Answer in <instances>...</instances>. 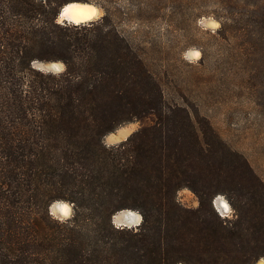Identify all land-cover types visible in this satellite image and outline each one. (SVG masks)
Returning a JSON list of instances; mask_svg holds the SVG:
<instances>
[{
    "label": "trees",
    "instance_id": "obj_1",
    "mask_svg": "<svg viewBox=\"0 0 264 264\" xmlns=\"http://www.w3.org/2000/svg\"><path fill=\"white\" fill-rule=\"evenodd\" d=\"M66 2L0 0V264H255L264 179L169 78L164 48L157 63L155 46L122 31L120 0H96L105 15L79 29L55 23ZM220 3L218 35L250 78L264 74V0ZM164 8L155 0L144 10ZM34 58L63 59L67 70L43 74ZM133 121L142 124L107 145ZM183 188L197 207L181 203ZM218 195L231 217L215 207ZM60 198L77 205L68 221L48 214ZM122 210L142 223L115 225Z\"/></svg>",
    "mask_w": 264,
    "mask_h": 264
},
{
    "label": "rangeland",
    "instance_id": "obj_2",
    "mask_svg": "<svg viewBox=\"0 0 264 264\" xmlns=\"http://www.w3.org/2000/svg\"><path fill=\"white\" fill-rule=\"evenodd\" d=\"M148 1L155 3V0H120L115 11L120 28L136 45L155 46L151 59L157 63H160L156 59L160 56L158 49L164 48L163 63L169 68V78L177 80V87L190 95L220 135L243 153L264 179V93L256 92L258 86L264 85V74L250 78V66L238 63L233 41L221 38L217 31H202L196 24L200 16L222 15L221 0H162L166 8L145 12ZM193 46L202 50L203 62L200 59L189 63L183 59V52ZM160 73L164 76L162 70ZM141 124L125 123L106 135L105 142L113 145L126 140ZM178 198L187 207L199 204L188 188L181 189ZM214 204L222 216H232L225 196L218 195ZM125 212L115 215L116 225ZM132 212L135 220L138 212ZM134 220L132 227L137 226ZM128 222L131 223L129 219Z\"/></svg>",
    "mask_w": 264,
    "mask_h": 264
},
{
    "label": "clouds",
    "instance_id": "obj_3",
    "mask_svg": "<svg viewBox=\"0 0 264 264\" xmlns=\"http://www.w3.org/2000/svg\"><path fill=\"white\" fill-rule=\"evenodd\" d=\"M104 15V9L96 0H67L60 7L55 18V23L61 27L71 26L79 29L83 26L87 28L102 20ZM196 24L202 31L215 33L221 28L222 20L213 14H209L198 17ZM182 57L189 63H196L202 57V50L193 46L186 49ZM30 68L38 70L43 74L51 73L53 75H59L66 72L67 64L63 59L45 61L34 58L30 61ZM76 210V203L69 199H56L48 205L49 216L60 222L70 220L75 215ZM142 221L143 215L138 212L135 219L136 225L138 226ZM179 264H183V262H179ZM259 264H264V258L259 261Z\"/></svg>",
    "mask_w": 264,
    "mask_h": 264
},
{
    "label": "water",
    "instance_id": "obj_4",
    "mask_svg": "<svg viewBox=\"0 0 264 264\" xmlns=\"http://www.w3.org/2000/svg\"><path fill=\"white\" fill-rule=\"evenodd\" d=\"M122 211H125V210H122ZM126 211H129V210H126ZM119 213V212H118ZM117 214V213H116ZM115 214V215H116ZM115 215L113 216V222H114V224L116 225V223H115V221H116V219H115V221H114V217H115ZM122 221H119L118 222V224L119 225H117V226H126V227H132L131 225H134V224H132V223H129L128 222V218L127 217H122ZM118 221V220H117ZM136 224V223H135Z\"/></svg>",
    "mask_w": 264,
    "mask_h": 264
},
{
    "label": "bare ground",
    "instance_id": "obj_5",
    "mask_svg": "<svg viewBox=\"0 0 264 264\" xmlns=\"http://www.w3.org/2000/svg\"><path fill=\"white\" fill-rule=\"evenodd\" d=\"M227 207V206H226ZM126 214H124L122 217H127L130 221H131V223H133V216L132 215H134V213L132 212V210H129V211H127V212H125ZM122 217H121V219H122ZM132 217V218H131ZM131 218V219H130ZM123 220V219H122ZM135 221V220H134Z\"/></svg>",
    "mask_w": 264,
    "mask_h": 264
}]
</instances>
